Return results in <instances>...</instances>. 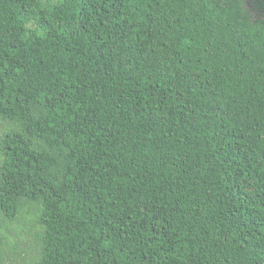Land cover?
Wrapping results in <instances>:
<instances>
[{
  "label": "trees",
  "instance_id": "1",
  "mask_svg": "<svg viewBox=\"0 0 264 264\" xmlns=\"http://www.w3.org/2000/svg\"><path fill=\"white\" fill-rule=\"evenodd\" d=\"M0 122V214L36 208L34 264H264L245 0H0Z\"/></svg>",
  "mask_w": 264,
  "mask_h": 264
},
{
  "label": "rangeland",
  "instance_id": "2",
  "mask_svg": "<svg viewBox=\"0 0 264 264\" xmlns=\"http://www.w3.org/2000/svg\"><path fill=\"white\" fill-rule=\"evenodd\" d=\"M9 129V125L0 122L2 135ZM37 221L36 208H31L27 203L23 205L22 212L15 222L7 221L0 214V264H34L36 262L40 251L39 235L41 233Z\"/></svg>",
  "mask_w": 264,
  "mask_h": 264
},
{
  "label": "flooded vegetation",
  "instance_id": "3",
  "mask_svg": "<svg viewBox=\"0 0 264 264\" xmlns=\"http://www.w3.org/2000/svg\"><path fill=\"white\" fill-rule=\"evenodd\" d=\"M247 3L248 13L252 21H257L259 14L264 15V11H261L264 6V0L262 3H258L259 0H245ZM262 17V16H261Z\"/></svg>",
  "mask_w": 264,
  "mask_h": 264
}]
</instances>
